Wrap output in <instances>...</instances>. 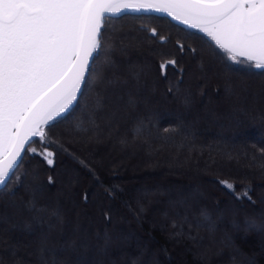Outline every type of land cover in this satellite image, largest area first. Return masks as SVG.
Returning <instances> with one entry per match:
<instances>
[{"label":"trees","instance_id":"16d2710c","mask_svg":"<svg viewBox=\"0 0 264 264\" xmlns=\"http://www.w3.org/2000/svg\"><path fill=\"white\" fill-rule=\"evenodd\" d=\"M142 25L156 28L159 36L169 37L168 42L160 43ZM108 27L111 31L106 33V50L111 46L118 75L128 80L127 84L121 83L125 91L151 86L154 90L157 87L158 93L138 102L134 109L126 103L122 123L103 126L99 112L93 117L96 97L89 92L69 119L49 133L67 152L54 145L50 149L57 153L53 167L38 157L26 165L28 181L44 186L39 204L58 205L66 221V234L87 237L92 246L80 250L87 264H264V227H260L264 226V75L230 61L198 30L166 16L149 19L148 14H128ZM177 42L185 45L182 56ZM160 53L177 55L179 66L185 69L178 93L169 94L167 90L176 87L179 73L170 69L167 80L159 75ZM104 61L101 56L97 66ZM129 65L143 69L138 85L128 75ZM188 70L192 73L189 78ZM185 95L191 97L190 106L183 103ZM110 102L117 103L116 97L111 96L107 104ZM140 120L144 121L142 130L137 127ZM105 131H110L112 142L124 150V159L153 156L157 164L170 161L167 165L173 172L152 167V171L130 176L111 167L101 170V158L106 157L96 152V141ZM79 136L85 138L83 142L77 141ZM32 146L39 148L38 144ZM237 161L247 166L240 167ZM67 164L79 171L69 188L65 183ZM49 176L55 181L52 185L47 183ZM57 177L62 179L58 194ZM221 180L235 183L237 192L241 185L250 186L254 203L236 200L219 183ZM112 188L114 198L106 194ZM84 193L89 195L86 203ZM19 195L28 198L23 190ZM5 205V198L0 196V212L10 216L15 213L16 222H31L27 213ZM201 209L207 211L213 228L201 219ZM105 212L111 216L110 222L105 221ZM247 218L254 219L258 227L248 230ZM173 222L182 227L173 228ZM77 228L80 231H73ZM59 230L57 225L53 235ZM105 233L110 237L107 247L103 244ZM189 234L196 239H190ZM7 239L15 256L5 254L2 245ZM37 247L36 237L0 226L2 264H13L15 260L36 264ZM213 252L217 255H211ZM61 260L71 264L73 257L69 253Z\"/></svg>","mask_w":264,"mask_h":264},{"label":"snow or ice","instance_id":"6c2138e0","mask_svg":"<svg viewBox=\"0 0 264 264\" xmlns=\"http://www.w3.org/2000/svg\"><path fill=\"white\" fill-rule=\"evenodd\" d=\"M128 14H148L149 19L166 16L198 30L230 61L264 75V0H0V196L5 198L6 208L31 217V222H16L15 213L10 216L6 211L0 212V226L37 238L36 264H63L61 258L69 253L73 257L71 264H87L80 250L90 248L91 242L84 235L73 238L66 234V221L58 205L39 204L45 189L42 184L28 181L26 165L38 157L53 167L57 153L50 149L54 145L67 152L49 133L69 119L89 92L96 97L93 117L105 109L111 96L126 100L129 108L137 106L136 94L115 91L118 84H127L128 80L120 79L116 61L111 58V46L106 50V33L111 31L108 25ZM142 27L160 43L168 42L169 37L159 36L156 28ZM176 48L179 55L185 53L184 44L177 42ZM160 55L157 68L162 79H168L170 69L180 74L176 88L167 90L169 94L178 93L185 69L179 66L177 55ZM101 56L105 61L97 66ZM128 75L138 85L143 69L129 65ZM191 102L189 95L183 97L185 106ZM137 127L142 130L144 121L140 120ZM94 179L99 182L100 178L94 174ZM47 183L54 184L53 177L49 176ZM219 183L236 200L254 203L250 186L241 185L237 192L235 183ZM22 190L27 192V199L19 195ZM114 192L112 188L106 194L114 198ZM82 199L86 203L88 193ZM200 216L206 226L214 227L206 210L201 209ZM104 219L110 222L111 216L105 212ZM57 225L60 230L53 235ZM245 225L248 230L258 227L251 218L245 220ZM172 226L182 227L175 222ZM189 238L196 239L191 234ZM96 239L100 240L99 233ZM109 242L105 233L104 246ZM5 254L15 256L16 252L9 247Z\"/></svg>","mask_w":264,"mask_h":264},{"label":"rangeland","instance_id":"374dc122","mask_svg":"<svg viewBox=\"0 0 264 264\" xmlns=\"http://www.w3.org/2000/svg\"><path fill=\"white\" fill-rule=\"evenodd\" d=\"M190 74L192 75V73L189 72V70H188V74H187L188 78H189V76H191ZM145 88H146V90H145ZM156 88L154 90V89H151V86H148V87H144V90L142 89L140 91H136V92L133 91V92H134V94H136L138 96V101L143 102V101H147L148 99H152L153 96L155 95V93H158V92H156L157 91ZM175 88L176 87H174V89ZM115 91L117 93H120V94H123L126 92L125 87L121 83L116 86ZM113 101H114V99H113ZM116 102L117 103L110 102L109 105L107 104L109 107L107 106V107H105V109L103 111L99 112V120L103 126L104 125L108 126V123L109 124L112 123V125H114V126L116 124L122 123L125 112H126V108L123 105H126V100H121V99L116 98ZM108 108L110 111H106V109H108ZM76 130H78V129H75L74 131L77 132ZM108 130H110V129H108ZM77 133H79V132H77ZM79 134H81V133H79ZM108 134H110V131H108ZM108 134L106 133V131L101 133L99 138L96 141V143H97L96 144L97 145L96 152L97 153L101 152V153H103V157H106L103 159L101 158V160L103 162V164L99 165V168L101 170L105 171L108 167H111L112 169L119 170L118 173H121L123 175L128 174L130 176H135V174H139V173H143L145 171L151 170L152 167H153V169L159 168V170H166L167 172H171V173L173 172L171 170V168H169V166H168L170 161L166 160L165 163L162 161V163L157 164L155 162V160H153V156H148V155L143 156L142 158H140V160L124 159V155H123L124 150L121 148L120 145H118V144L115 145L114 142H112V138H110V135H108ZM77 138H78V140H77L78 142H83L85 139L82 136H79ZM166 157H169L168 154ZM237 163L240 164L239 165L240 167L245 166V165L247 166V163L243 164V163H240L239 161H237ZM64 167L66 168L65 171H66V178H67L65 181L66 188H69L70 187L69 185H71L73 180L76 179V176H77L76 174H78L79 171L71 168L70 165H68V164L64 165ZM90 182L87 183L88 186L91 184ZM55 186H56V189H58V191L56 192L58 194L60 191L59 189L62 186L61 177L56 178V185ZM95 198H96V193H93L92 201H94ZM3 242H6L5 245H2L3 248H9L10 244L7 245L9 242V239H7L6 241L3 240ZM218 245L223 248V243H220ZM214 249H216V248H214ZM216 252H213V254H211V255H214V254L217 255ZM208 254H210L209 251H208Z\"/></svg>","mask_w":264,"mask_h":264}]
</instances>
